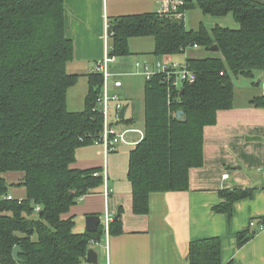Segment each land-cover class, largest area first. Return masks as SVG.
<instances>
[{
  "label": "trees",
  "instance_id": "obj_1",
  "mask_svg": "<svg viewBox=\"0 0 264 264\" xmlns=\"http://www.w3.org/2000/svg\"><path fill=\"white\" fill-rule=\"evenodd\" d=\"M194 8L217 18L231 14L238 26L189 30L183 15ZM108 24L111 56L130 55V39L148 36L158 56L195 46L210 51L186 60L193 83L176 86V75L163 72L146 80L145 135L132 149L128 169L132 210L145 215L152 193L189 188L191 169L204 164L205 127L234 106V77L264 71V0H185L177 12L124 15ZM215 45L219 49L212 51ZM73 57L64 0H0V264H86L90 244L105 234L103 223L96 232H76L70 215L84 196L105 185L101 167L75 166L77 150L100 140L103 78L89 73L84 108L69 110L68 91L81 76L67 70ZM254 105L264 107V95ZM178 111L184 113L178 117ZM7 172L24 173L17 186L26 188V198L6 199L12 186L2 176ZM254 192L223 190L225 202L216 211L231 216L234 204ZM122 213L120 208L110 222V235L124 232ZM258 221L264 228V217ZM257 232L249 227L240 233L238 247ZM15 246L22 248L21 261L13 256ZM189 262L221 264V241L192 242Z\"/></svg>",
  "mask_w": 264,
  "mask_h": 264
},
{
  "label": "crops",
  "instance_id": "obj_2",
  "mask_svg": "<svg viewBox=\"0 0 264 264\" xmlns=\"http://www.w3.org/2000/svg\"><path fill=\"white\" fill-rule=\"evenodd\" d=\"M64 4L66 35L74 43V57L67 70L81 75L68 91L67 104L69 108V93L75 90L76 102L72 106L80 111L84 106L79 108V105H84L88 89L87 75L94 72L105 53L106 21L124 15L159 12L160 4L157 0H64ZM235 22L232 27H236ZM129 48L130 55L116 57L111 64L114 73L122 74L123 85L115 88L111 81L110 90L121 96L127 110L138 108L144 126L146 79L136 62L154 64L171 60L183 65L188 58L203 56L198 57L194 51L188 52L189 49L183 54L158 56L151 36L131 38ZM240 78L234 83V106L219 111L216 124L204 129V164L191 169L189 188L152 193L148 214L137 215L132 210L128 169L134 147L122 145L106 157L100 143L77 150L75 166L101 167L102 174L107 171V180L99 191L84 196L72 208L75 231H87L88 215H98L101 223H105L107 216L113 221L123 208L124 232L108 236L105 233L90 244L98 254L97 264H190V244L207 239L221 241V264H264V228L258 225V220L264 217V107L254 105V100L263 96L264 71L255 72L245 80ZM133 113L129 122L134 118ZM7 173L10 175L2 176L12 185L8 193L17 199L26 198V188L17 186L23 181L24 173ZM226 173L228 178L223 177ZM246 188H255L253 197L236 202L231 216L216 211L225 202L221 191ZM249 227L258 232L238 247V235Z\"/></svg>",
  "mask_w": 264,
  "mask_h": 264
},
{
  "label": "built area",
  "instance_id": "obj_3",
  "mask_svg": "<svg viewBox=\"0 0 264 264\" xmlns=\"http://www.w3.org/2000/svg\"><path fill=\"white\" fill-rule=\"evenodd\" d=\"M160 4L159 12H171L176 11L184 4L185 0H157ZM180 17L182 14L177 13ZM185 16V14L183 15ZM105 53L101 60L96 64L95 70L102 75V91L98 99V103L103 116V127L100 132L99 143L103 146L105 157L118 150L122 145L135 147L144 138V130L139 128H125L121 127V122L125 119L120 117L122 108L124 107V101L118 93H112L110 90V83L112 81L115 88H120L123 85L120 73H114L111 69V64L115 61V56H111L109 50L111 48V34L109 33V24L106 21L105 28ZM197 47V46H195ZM136 67L141 69V73L146 80L151 79L156 73L163 72L170 75H176V81L174 85L179 86L182 83H193L196 80L195 73L188 69L183 64L171 60L157 61L154 64L136 62ZM264 95V89H263ZM105 181L107 180V171L103 173ZM229 174L223 175L224 178H228ZM106 194L107 188H106ZM6 199L13 200L14 197L11 194L6 196ZM22 199H19L21 201ZM40 207H37L36 211H39ZM110 218L107 216L105 221V233L109 235ZM254 225V222L251 223Z\"/></svg>",
  "mask_w": 264,
  "mask_h": 264
},
{
  "label": "rangeland",
  "instance_id": "obj_4",
  "mask_svg": "<svg viewBox=\"0 0 264 264\" xmlns=\"http://www.w3.org/2000/svg\"><path fill=\"white\" fill-rule=\"evenodd\" d=\"M229 19H230L231 23H230ZM233 19L234 18H233V16L231 14H229L228 16H225V17H221V18H217V17H213V16H207V15L203 14V12L199 8H196V9H193V10H190V11H187L185 13V22H186V25L189 28H192L194 30H198L200 28L201 24H204L205 27L208 30H211L215 26L216 23L221 24V26H226V27H230V28H236L238 26L237 22H235L236 23V27H232L233 26V21H235ZM189 51H194V54L196 56H198V57H201V56L204 57L207 53H210V51H207L204 48H201V49L189 48L188 52ZM203 54H205V55H203ZM240 79L241 80H245L246 78L241 76ZM233 81H234V83H237V77H234ZM256 81H258V78L255 79V82ZM87 86L88 85H86V87ZM78 89H80V88H78ZM87 90L88 89H86V93H87ZM74 91L71 90V92L69 93L70 105H69V108L68 109L71 110V111L72 110L73 111H76L78 109V107L72 106L73 105V101L76 102V100L74 99L75 98L74 97V95H75L74 94L75 93ZM79 106H80L79 108H83L82 106H84V105H79ZM132 113H133L134 118L132 119L131 122H129L130 121L129 119L131 118ZM139 113H140V111L138 110V108L135 107L134 109H132V107H130L126 111L125 121H122L121 122V127L143 129V124H141V118H140V114ZM119 148H118V150H119ZM114 153H116V151L113 152V154ZM113 154L111 153V155H113ZM4 175L6 177V176L10 175V173H5Z\"/></svg>",
  "mask_w": 264,
  "mask_h": 264
},
{
  "label": "water",
  "instance_id": "obj_5",
  "mask_svg": "<svg viewBox=\"0 0 264 264\" xmlns=\"http://www.w3.org/2000/svg\"><path fill=\"white\" fill-rule=\"evenodd\" d=\"M218 49L219 48L216 45L211 47L212 51H217ZM127 108H128V106H124L122 108V111H121V114H120L121 118H124ZM183 113H184L183 111H178L177 112V116L180 117ZM100 223H101L100 216H98V215H88L86 217V230L88 232H96L98 227H99V225H100ZM22 252L23 251H22V248L20 246H15L14 247L13 256H14V258L17 261H21L20 254ZM86 261L88 263H91V264H97L98 263V254H97V252L94 249L90 248L88 250L87 256H86Z\"/></svg>",
  "mask_w": 264,
  "mask_h": 264
}]
</instances>
